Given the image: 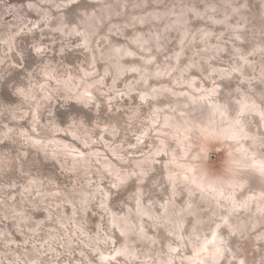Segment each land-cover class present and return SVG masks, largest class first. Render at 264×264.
Segmentation results:
<instances>
[{
  "label": "rangeland",
  "instance_id": "1",
  "mask_svg": "<svg viewBox=\"0 0 264 264\" xmlns=\"http://www.w3.org/2000/svg\"><path fill=\"white\" fill-rule=\"evenodd\" d=\"M0 264H264V0H0Z\"/></svg>",
  "mask_w": 264,
  "mask_h": 264
}]
</instances>
